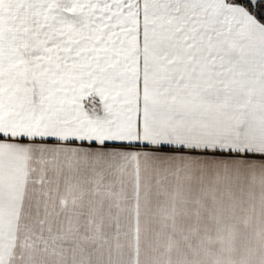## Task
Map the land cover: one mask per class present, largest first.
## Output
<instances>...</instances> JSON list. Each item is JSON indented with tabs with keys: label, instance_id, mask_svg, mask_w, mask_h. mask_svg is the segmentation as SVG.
Instances as JSON below:
<instances>
[{
	"label": "snow or ice",
	"instance_id": "obj_1",
	"mask_svg": "<svg viewBox=\"0 0 264 264\" xmlns=\"http://www.w3.org/2000/svg\"><path fill=\"white\" fill-rule=\"evenodd\" d=\"M0 264H264V0H0Z\"/></svg>",
	"mask_w": 264,
	"mask_h": 264
}]
</instances>
